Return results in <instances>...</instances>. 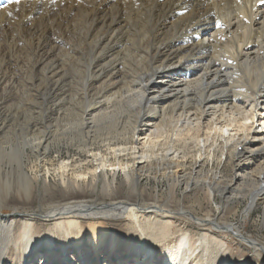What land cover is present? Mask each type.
Masks as SVG:
<instances>
[{
  "label": "bare ground",
  "instance_id": "6f19581e",
  "mask_svg": "<svg viewBox=\"0 0 264 264\" xmlns=\"http://www.w3.org/2000/svg\"><path fill=\"white\" fill-rule=\"evenodd\" d=\"M4 1L7 3L0 0V88L13 87V72L8 65L16 64L25 53L28 69L21 74L32 83L38 71L41 74L38 88L48 96L38 105L30 102L33 107L37 105L39 112L42 110L40 113L49 112L50 106L55 111L63 105L66 99L60 98V93L66 81L69 85L76 84L74 73L84 95L96 89V102L85 111L78 108L81 114L76 119L70 116L72 121L66 122L69 127L63 131L59 121L52 124L44 115L38 116L42 122L35 130L30 120L22 116L7 119L0 110L2 152L10 141L15 139L12 141L15 145L21 139L36 158L40 156L43 166V159L50 152L48 141L53 137L58 142L70 143L69 146L77 144L78 151L71 159L56 156L59 164L54 172L67 190L83 183L78 181L82 177L87 176L93 182L98 171L102 189L113 192L109 177L104 174V168L109 167L113 181L118 176L123 183L136 188L147 179L166 183L169 203L174 202L172 198L178 190L182 193L201 190L208 203L214 202L217 195L226 200L228 196L223 194L240 191L238 195L248 199L245 216L261 207L264 222V3L260 0H20L19 4ZM21 52L24 53L17 57ZM119 111L134 113L133 126L127 134L122 127L120 131L114 120L109 121ZM8 124L11 128L3 135ZM109 125L113 131L108 129ZM219 155L225 157L224 165L229 163L231 170H236L226 180L213 170L215 164L221 163ZM10 157L20 168V150H12ZM254 163L257 169L248 175V180L241 177L242 185L235 186L236 177L243 169L250 170ZM209 166L212 169L205 170ZM28 185L26 193L33 188ZM91 203L67 201L40 216L58 220L45 236L32 223H2L0 264L13 251L18 257L24 254L33 257L40 248V239L45 238L48 244L54 242L53 230L63 231L69 244L72 243L71 230L78 228L72 218L81 215L92 219L97 215L128 219L137 236L135 239L131 236L129 242L134 245L133 264H181L184 257L190 258V264H200L203 255L208 257L202 259V264H228L226 260L232 250L221 234L207 226L211 224L208 220L192 224L183 217H172L169 210L140 206V201L99 206ZM182 203L177 202L178 209ZM65 215L69 218L63 220ZM194 229L200 232L198 236ZM226 230L241 235L237 223L229 224ZM89 233L88 239L94 243L98 232L89 227ZM242 239L247 243L244 249L248 257L241 261L231 258L230 263L259 264L258 260L264 257V242L252 236ZM198 248L201 251L196 253ZM45 255V263L54 256L53 252ZM59 260L62 264L73 263L70 258Z\"/></svg>",
  "mask_w": 264,
  "mask_h": 264
},
{
  "label": "rangeland",
  "instance_id": "374dc122",
  "mask_svg": "<svg viewBox=\"0 0 264 264\" xmlns=\"http://www.w3.org/2000/svg\"><path fill=\"white\" fill-rule=\"evenodd\" d=\"M6 3L7 2L2 0V4ZM2 4H0V6ZM24 52L28 51L25 50ZM24 52H21L17 57H20ZM19 60L16 64L11 62L12 65H8L10 66L9 69L13 72L11 76L13 81V85L11 86L13 87L8 89V86L6 85L2 86V89L0 88V110H3V114L8 116L7 119L14 116H22L25 120H30V123L35 126L33 129L38 130L40 128V123L42 122V118L38 116L43 117L44 115L46 118L48 117L47 119L52 124L59 121L60 125L63 127L61 130L63 131V129L69 127L67 124L68 121H72L69 119L70 116L73 115L72 119H76L77 114H81L79 111L80 107L82 112L85 111L88 106L96 102V89L90 90L87 96L84 95L79 89V77L74 73V82L76 81L77 85H69L66 81V87L60 93V98L66 99L65 102L62 103L63 105H60L58 109H55V111L50 106L49 112L40 113L42 110L39 112L37 105L44 98H46L38 88L41 84V74L38 71L35 72L32 83H28V81H25L26 78L23 77L24 75L21 74L24 70H26V68L28 69L25 53ZM13 64L16 65V67ZM25 75L28 77L27 72ZM20 76H22L23 79ZM3 87H6V89L3 90ZM30 102H33V105L34 103L37 105L33 107ZM54 103L55 102H52L51 105H54ZM19 107L20 109H18ZM69 109H73V111ZM16 112L17 115H15ZM115 115V117L112 116L109 118V121L114 120V122L118 123L120 126V131L122 127V130H125L123 132L127 134L133 126V118L135 117L133 111L131 113L119 111V113H115ZM10 125L11 124H8V127L2 131L3 135L4 131L5 133L9 131L11 128ZM96 126L99 127V123ZM111 127L112 126L109 125L108 129L113 131ZM52 138L53 137H51L49 139L50 141H48L50 152H48L46 156L47 158L43 159L41 157V159L45 161V165L43 164V166L40 163V156L37 157V159L31 148L23 146L21 139H18L17 143L15 142V145L17 144L16 146L13 143L15 141L14 139L12 140L13 142L10 141V144L5 145L4 152L0 150V225L2 223L10 224L28 222L32 223L34 227H36L38 233L45 236L44 234H46L47 230L58 220H48L46 217H42L49 214L52 209L64 205L67 201L85 200L92 202V205L98 206L100 204L106 205L112 203H139L140 201V206L146 207L153 205L156 210L164 212L165 210H169L173 213V216L171 215L172 217H183L184 220L188 219L192 224L199 223V221L203 224V220H208V222L210 221L209 223L211 224L207 226H210L214 233H219V235L221 234L220 237L222 236L221 238L223 242H225L229 249L232 250H229L231 254L229 252V259L227 258L226 260V263L228 264L231 262V258H236L238 261H241L248 257L247 250L244 249L247 243L242 239V236H252L254 239L264 242L263 211L261 207H257L248 217H246L244 212L247 207L248 199L247 196H239L238 194L241 193L240 191L230 193L231 195L228 193L223 194L224 197L228 196V199L226 200L217 195L214 202L210 201L208 203L206 202L201 190L194 188V191H186L185 193L178 190L172 198V201L174 202L169 203V200H171L170 192L166 183L157 184L156 182L147 179L146 181L141 182V184L136 188L133 184L130 185L123 183L121 177L118 176L113 181V176L111 175L110 170L111 168L109 167L104 168V174L109 177L108 179L114 189L113 192H107L102 189V184L100 182L102 176L98 174V171L95 173L97 176L94 178V180L97 179L95 182L94 180L91 182L87 176L82 177V179H79L78 181L83 180V183H80L79 186L73 185V189L67 190L61 185V182L56 175L57 173L54 172V169L59 164L57 159L58 157L56 156L59 155L64 159H68V157L72 158L74 153L78 151V149H76L77 144H75V146H69L70 143L66 141L58 142L55 138H53L52 141ZM14 148L20 150V160L22 162L20 168L10 157L12 150H15ZM219 158L221 163L215 164L213 166V170L221 174L223 180L228 179L230 175H235L236 170L233 169L232 171V166L230 167L229 163L224 165L225 157L219 155ZM248 163L250 162H245V164ZM250 168V170L243 169L239 176L236 177L238 179L235 186L238 185L237 187H240L242 185L241 177L248 180V175H252L253 170L257 169V163H254ZM207 169L212 168L209 166L208 168H205V170ZM3 170L6 171L4 172ZM24 171L25 173H23ZM65 178L68 179V176ZM88 182H91V187L88 186ZM28 183L30 184V188H33L26 193L25 185H27L29 189ZM44 184L47 189H45L46 187ZM132 188H135L136 190H133ZM235 197L238 202L237 204L235 203ZM178 201L183 202L181 209H178L179 207L176 206ZM165 207H168V209H165ZM90 213V211L86 212L87 215ZM22 214H28L31 216L25 217L22 216ZM115 214L118 215L117 212ZM89 217L90 216L87 217L85 215H81L79 218H72V220L78 223V228L74 230L72 229L73 231L71 230L73 237L71 236L72 239L70 238V242L72 243L69 244V239H67V236L63 233V231L61 233V230L60 232L53 230L54 236L56 235L54 242L48 244L44 242L45 238L40 239L38 243L40 244L38 245L40 248H38L33 257L27 258L28 254L18 257L15 251H13L14 254L8 253L6 261L2 262V264H62L59 260L61 258L62 260L70 258V260L73 261L72 264H133L135 259L131 258V256L134 254V245L132 246L129 242L131 241V238L135 239L137 236H135V230L131 227V225H129L128 219H116L109 216L104 217L103 215H97L94 217L95 219ZM68 218V215H65L62 219L66 220ZM235 223L238 224L241 235L236 232H231V230H226V227L229 224ZM89 227L91 230L95 229L96 232H98L94 243H91V240L88 239L90 236ZM193 231L197 236L200 234V232L196 229ZM156 247L158 250V245H156ZM1 250H3V248H1ZM198 250L201 251V248H198L196 253L199 252ZM52 252L54 255L53 258L49 259V261L45 263V253L48 254ZM213 252L215 251L213 250L211 253ZM206 257L208 256H202L199 260L200 264L203 263V260L206 259ZM189 259L190 258L188 257H184L181 260V264H190ZM157 262H159V259H157ZM258 262L259 264H264V257L261 258V260H258Z\"/></svg>",
  "mask_w": 264,
  "mask_h": 264
},
{
  "label": "snow or ice",
  "instance_id": "6c2138e0",
  "mask_svg": "<svg viewBox=\"0 0 264 264\" xmlns=\"http://www.w3.org/2000/svg\"><path fill=\"white\" fill-rule=\"evenodd\" d=\"M10 2H12V0H10ZM15 3L19 4L20 0H14ZM261 3H264V0H260ZM9 15H11V13H9Z\"/></svg>",
  "mask_w": 264,
  "mask_h": 264
},
{
  "label": "water",
  "instance_id": "95a60500",
  "mask_svg": "<svg viewBox=\"0 0 264 264\" xmlns=\"http://www.w3.org/2000/svg\"><path fill=\"white\" fill-rule=\"evenodd\" d=\"M18 215H20V214H18Z\"/></svg>",
  "mask_w": 264,
  "mask_h": 264
}]
</instances>
